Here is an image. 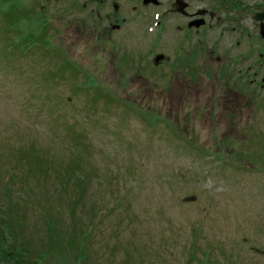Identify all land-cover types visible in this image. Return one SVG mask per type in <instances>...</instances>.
Returning a JSON list of instances; mask_svg holds the SVG:
<instances>
[{"label": "rangeland", "instance_id": "obj_1", "mask_svg": "<svg viewBox=\"0 0 264 264\" xmlns=\"http://www.w3.org/2000/svg\"><path fill=\"white\" fill-rule=\"evenodd\" d=\"M51 13L0 0V205L33 254L264 264V91L177 78L125 33L68 44Z\"/></svg>", "mask_w": 264, "mask_h": 264}, {"label": "flooded vegetation", "instance_id": "obj_2", "mask_svg": "<svg viewBox=\"0 0 264 264\" xmlns=\"http://www.w3.org/2000/svg\"><path fill=\"white\" fill-rule=\"evenodd\" d=\"M32 2L44 12L52 11L53 27L67 32L64 39L68 44L84 40L114 43L116 33H125L123 36L132 38L144 57L154 53L156 67L166 71L173 64L172 75L177 78L202 84L203 79L213 78V87L224 80L228 90L264 91V22L255 19L264 11V0H253V6L252 0ZM242 92L240 96L250 101Z\"/></svg>", "mask_w": 264, "mask_h": 264}, {"label": "trees", "instance_id": "obj_3", "mask_svg": "<svg viewBox=\"0 0 264 264\" xmlns=\"http://www.w3.org/2000/svg\"><path fill=\"white\" fill-rule=\"evenodd\" d=\"M25 43L32 46H24V49L36 47L40 50L42 46L39 45L38 40L33 38ZM46 51L50 52V49L47 50V46ZM47 52L41 51L40 53L44 57ZM49 52L47 57L50 56ZM10 211L6 212L0 205V264H43L44 255L42 253L33 254L34 248L30 245L31 241L24 236L22 223ZM88 233L87 236L83 235L79 238V245L84 246L85 239L88 240L91 232Z\"/></svg>", "mask_w": 264, "mask_h": 264}, {"label": "water", "instance_id": "obj_4", "mask_svg": "<svg viewBox=\"0 0 264 264\" xmlns=\"http://www.w3.org/2000/svg\"><path fill=\"white\" fill-rule=\"evenodd\" d=\"M255 19H256L257 21L264 22V11H263L262 13L257 14V15L255 16ZM261 33H262V36H263V38H264V23L262 24ZM194 200H196L195 197L188 198V199H187V202H191V201H194Z\"/></svg>", "mask_w": 264, "mask_h": 264}]
</instances>
